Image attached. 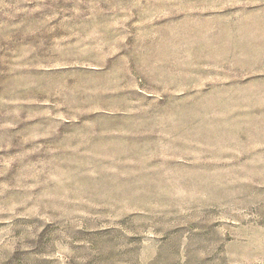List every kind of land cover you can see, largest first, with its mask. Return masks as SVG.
Instances as JSON below:
<instances>
[{
	"label": "rangeland",
	"instance_id": "374dc122",
	"mask_svg": "<svg viewBox=\"0 0 264 264\" xmlns=\"http://www.w3.org/2000/svg\"><path fill=\"white\" fill-rule=\"evenodd\" d=\"M0 264H264V0H0Z\"/></svg>",
	"mask_w": 264,
	"mask_h": 264
}]
</instances>
